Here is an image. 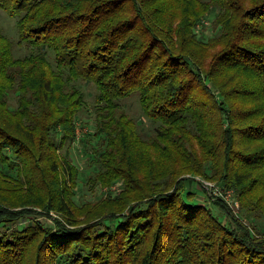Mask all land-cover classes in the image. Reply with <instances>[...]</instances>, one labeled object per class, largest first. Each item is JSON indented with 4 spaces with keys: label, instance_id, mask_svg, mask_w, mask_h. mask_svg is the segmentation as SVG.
Returning a JSON list of instances; mask_svg holds the SVG:
<instances>
[{
    "label": "trees",
    "instance_id": "1",
    "mask_svg": "<svg viewBox=\"0 0 264 264\" xmlns=\"http://www.w3.org/2000/svg\"><path fill=\"white\" fill-rule=\"evenodd\" d=\"M0 6L19 17L20 40L47 47L55 61L14 57L0 25V166L17 171L0 168V264H264V232L221 198L211 201L216 215L186 186L197 180L180 178L195 173L234 188L244 219L264 214V0ZM214 8L215 34L205 42L195 27ZM75 80L97 89L91 189L122 181L82 205L69 159L86 106L84 91L69 87ZM133 94L160 123L149 138L119 103ZM27 205L42 212L12 209ZM33 212L53 224L22 223Z\"/></svg>",
    "mask_w": 264,
    "mask_h": 264
},
{
    "label": "rangeland",
    "instance_id": "2",
    "mask_svg": "<svg viewBox=\"0 0 264 264\" xmlns=\"http://www.w3.org/2000/svg\"><path fill=\"white\" fill-rule=\"evenodd\" d=\"M219 13V10L217 8H214L213 10L206 13L205 16L201 18V20L196 24L195 32L197 34L198 39H202L205 42L208 41L209 37L213 36L215 34L214 29V19L216 15ZM19 20V17H12L10 16L6 10L1 8L0 6V25L1 29L4 35H6L13 44V53L14 57H26L33 53H44L48 60L52 63V65L55 67V61H54V53L48 49L47 47L38 48L31 44H27L25 42H22L20 40V33L19 28L17 25V22ZM215 50V49H213ZM76 85L78 88H80L85 93V100H86V106L79 114V120L76 122L77 126V135L78 139L76 142L73 143L72 147L70 148L69 152V159L73 161V163L76 165V167L79 169L80 176L78 179L77 187L74 188L75 195L74 200L77 204L82 205L86 201H96L101 198H104L108 193L110 192H117L122 186V181L117 180L115 184H113L111 187L109 186H97L94 189H91V186L89 183L88 176L92 174L95 170H98L97 167V161L95 156V147L98 148L100 146L101 140L98 141V138L93 135L95 128H96V122L97 119L95 118V111H94V104H95V97L97 94V89L94 86L93 83H90L88 81L84 80H75L72 81V83H69V87ZM10 102L13 105H17L16 95L11 94L10 95ZM121 107L128 113L129 117H131L132 122L134 123L137 131L139 134H141L144 138H149L152 135L156 133L157 127L160 125L159 122H154L152 119H150L148 116H146L143 113V110L141 109L140 105V99L137 94H133L130 97L121 100L120 102ZM91 133V139L89 141L82 143V139L89 138L88 135ZM197 148L200 147V144L196 141ZM62 155H66V150L61 151ZM4 171H6L9 175L15 177L17 174L16 169H9L6 166H0ZM180 178H188L187 181L191 180L192 178L197 180L195 183V186H193V182H187L186 186L189 190H196L197 191V201L206 203L208 205H212V202H215L218 200V197H215L212 190L209 188V186L206 183H212L215 184L217 187L224 189V190H231L232 191V203L234 204L233 209L231 210L234 212L235 215L238 217L240 216L246 223L249 225L252 232L254 228V225L258 227L259 230L264 232V214L257 213L255 215H252L250 217H246L245 219L242 217L244 216V213H242V207L240 205L239 200L236 197V191L234 188H228L225 187L223 184L216 182L214 180H209L203 177L200 174L195 173H186L181 175ZM206 192V193H204ZM222 199V198H221ZM214 208V213L216 215H222L220 210L212 205ZM12 209L20 210V209H32L37 210L39 212H42V209L39 207H35L32 205L27 206H20V207H14ZM77 213V212H76ZM50 216L59 218L60 215L56 213L55 211H50ZM77 219L82 220L83 216L76 215ZM239 217V218H240ZM25 220L22 221L24 224L32 223V221L39 220L44 224H53L52 219L47 215H42L38 213H30L28 216L24 217ZM252 227V228H251ZM256 232V230H255ZM258 237L264 236L261 234L257 235Z\"/></svg>",
    "mask_w": 264,
    "mask_h": 264
},
{
    "label": "built area",
    "instance_id": "3",
    "mask_svg": "<svg viewBox=\"0 0 264 264\" xmlns=\"http://www.w3.org/2000/svg\"><path fill=\"white\" fill-rule=\"evenodd\" d=\"M209 188L212 190L211 192L215 197L224 199L230 207L233 209L234 204L232 203V191L231 190H224L219 187H217L215 184L212 183H206Z\"/></svg>",
    "mask_w": 264,
    "mask_h": 264
}]
</instances>
